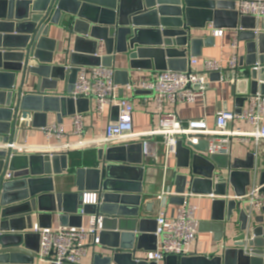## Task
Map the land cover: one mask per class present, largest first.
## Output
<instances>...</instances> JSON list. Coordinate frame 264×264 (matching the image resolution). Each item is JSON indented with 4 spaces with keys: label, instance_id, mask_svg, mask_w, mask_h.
<instances>
[{
    "label": "water",
    "instance_id": "obj_1",
    "mask_svg": "<svg viewBox=\"0 0 264 264\" xmlns=\"http://www.w3.org/2000/svg\"><path fill=\"white\" fill-rule=\"evenodd\" d=\"M0 10V264H35L39 247L30 248L28 239L31 235L39 239L40 235L25 230L33 227L34 216L41 221L39 227L50 228L51 223H42V219L53 214L59 215L61 226L77 227L81 226L84 215L102 216L100 242L92 245L91 264H158L140 255L156 249V219L140 217L139 213L142 183L139 182L135 191L138 195L127 194L124 179L115 171L131 167L121 163L118 157L109 156L112 149L101 148L99 158L103 164L92 169L69 168L68 153L21 154L3 145L12 144L9 142L17 137L20 124H26L33 116L56 112L57 122L62 123L65 115L81 111L78 110L81 102L94 100V97L77 100L70 97L81 66L115 67L118 57L126 55L130 66L127 75L131 69L138 68L190 72L191 58L198 55L193 46L203 42L193 36V30L204 28L207 23L220 27V17L224 14L231 18L229 28L238 24L249 28V32L241 33V36L247 34L248 43L245 61L240 58L238 68L252 69L247 78L251 80V93L258 91L259 81L260 91L264 93V31L258 34L253 31L256 18L240 15L236 0H0ZM248 19L251 26L245 27ZM53 26L63 30V42L67 44L68 56L63 65H54L53 56L42 57L47 44L58 42L48 37ZM210 40L206 38L204 43ZM99 49L105 54L99 55ZM258 61L261 68L255 70L252 66ZM139 62H144L143 66ZM31 79L35 89L25 91ZM65 80V91L58 93L59 82ZM36 126L44 127L46 122ZM187 144L189 148L179 142L176 155L190 166V172L175 175V182L187 184L192 193L217 194L220 187L227 191L230 185L236 187L238 177H242L235 194H246L253 179L252 153L247 156L252 163L240 160L232 163L224 154V158L228 157L226 163L218 165L219 155L210 158L201 155L208 149L206 139ZM135 146L141 151V144ZM58 161L60 168H56ZM229 167L228 177L220 173V168ZM240 167L249 171H240ZM67 169L77 177L84 173L93 178L77 192L56 193L53 176ZM7 172L12 173L11 179L5 178ZM258 183L264 192V172ZM85 193H95L96 204H83ZM47 199L52 204L44 208L42 203ZM241 203L245 204L237 200L213 202L225 207L227 221H231L235 211L239 212L241 232L232 238L231 247L210 257L197 253L168 256L165 263L264 264V219L257 214L249 217V207H242ZM129 206L135 208L131 213L127 211ZM75 217L80 221L70 222ZM148 240L153 241L152 245H145Z\"/></svg>",
    "mask_w": 264,
    "mask_h": 264
},
{
    "label": "crops",
    "instance_id": "obj_2",
    "mask_svg": "<svg viewBox=\"0 0 264 264\" xmlns=\"http://www.w3.org/2000/svg\"><path fill=\"white\" fill-rule=\"evenodd\" d=\"M238 7L236 0V9ZM0 13L2 11L0 10ZM219 22L220 27H215L213 23H207L204 28H199L193 30V36L196 38L203 39L202 43L193 46L194 51L198 54L193 56L191 59H197L198 63L193 65V67L199 71L204 70V61L205 60H219L224 64V70L221 76L218 73L210 74V87L206 91L205 95H201L196 98L193 103H182L176 107L172 105L171 110H175L178 116L186 121L192 118H204L208 125L214 126L216 120V113L222 108H227L229 110L240 111L242 108L247 106L245 97L248 93H251V80L250 78L247 81V78L250 77V70L252 69H239L234 72L227 68V63L231 57L236 54L238 59L246 58V46L248 40L245 39L246 35L241 33L249 32V28H241L238 24L236 28H229L228 21L231 18L227 14L220 17ZM257 20V19H256ZM251 20L244 22L245 27L251 26ZM215 30H223V35L220 37L213 36ZM256 34L259 31H264V23L260 20H257V26L253 30ZM63 30L58 27L53 26L52 31L48 35L50 39H55L58 42L53 45L47 44L48 47L43 48L44 52L42 54L43 59L53 58L54 65L66 63V58L68 56L67 44L63 42ZM237 38L238 47H233V41ZM206 38L211 40L208 43H204ZM100 54L104 55V51L99 49ZM38 62L33 61V64ZM153 64V61H151ZM256 63H259L256 62ZM141 66L144 62H139ZM260 64V63H259ZM254 66V65H253ZM252 66V67H253ZM83 67V66H81ZM111 67V66H110ZM113 67V66H112ZM129 59L126 55L119 56L116 62L115 67V81L119 86V94L123 97L129 98L134 105V128L136 131H146L154 127L158 123V113L156 108V103L152 95L149 93L137 90L136 92H128L124 89V85L127 83V80L130 79H147L153 69L138 68L131 69L129 74H126V70L129 68ZM239 67V61H238ZM237 72L238 80L231 82V79H234ZM33 80V81H32ZM246 80V81H245ZM240 81V82H239ZM34 79H31L30 84H28L24 90L25 91H34L33 83ZM261 81L258 82V91H260ZM67 85V80L60 81L58 84V93H63ZM77 107V106H76ZM77 109V108H76ZM96 103L95 101H83L78 105V110H81L78 113L84 114V124L85 129L81 137L74 136L71 134L72 130V115H65L63 117L62 123L57 121L56 112H48L47 115L42 116H33L30 118L26 124L22 122L20 124V130L13 140L9 143H19L27 145H41V146H53L59 143L55 138L48 139L43 131V127H38L41 123L46 122V126L52 124H62L66 132L63 142L67 141H77L79 139H90L96 135L103 133L106 126L111 120L116 119L117 110L115 108H105L102 115L95 112ZM44 126V127H46ZM231 127L241 128L244 130H252L253 126L247 124L243 121L232 122ZM135 143L133 142H124L120 144H115L109 146L107 149H112L113 151L109 154L111 157H118L121 159V163L129 165V169H120L116 170L115 174L122 177L125 181L126 189L128 190L129 195H138L135 191L138 189L139 182L142 183V193H141V203L139 206L140 217L146 219H156L158 211L160 209V204L154 200V196L159 192L162 181H163V171H162V153H159L160 162L155 163L152 159H145L142 155V152L139 148H134ZM101 147H89V148H75L71 150H66L60 147L46 149L42 148L40 151H37V154L42 155H53V154H64L68 153V167H83V168H92L97 169L102 166V161L99 158V150ZM142 150V148H141ZM21 154H31L34 153L32 150H22L18 151ZM252 153L254 156V167L250 169L251 175L253 177L252 184L247 188V191H250L253 187L259 185L260 175L264 172V142L260 144L257 148L254 139H251L249 142H243L238 138H233L229 151L225 154L228 155L229 159L231 158L232 163L234 160H240L241 163H252L248 160V154ZM227 157V158H228ZM227 158L219 155L217 157V164L224 165ZM252 161V159H251ZM245 167V166H244ZM240 167V171H249L248 168ZM56 168H60V163L56 164ZM168 176L166 180V185L168 190L177 191L180 193L179 196H172L164 201V210L168 217H171L177 213L178 208L181 205V199L184 197L181 196L183 193H190V187L187 184L180 182H175V175H184L190 172V166L187 167L184 159L182 157H177V155H171L168 163ZM220 173H223L228 177L231 172L229 168H220ZM176 173V174H175ZM93 178V175L85 176L82 173L79 177L72 171L67 169L62 174L53 176V182L55 186L56 193L61 192H77L80 187H84L86 182L90 181V178ZM174 181V182H173ZM216 183H219V179L215 180ZM242 183V177H238V181L235 183L238 188ZM235 186L230 185L229 190L225 187H220L218 193L214 194L216 199H221L225 201L234 200L233 197L235 194ZM182 188L184 190L181 192ZM214 191V185H213ZM213 193V192H212ZM203 195V196H200ZM209 194L203 193H193V196L190 198V202L198 206L197 217L199 220V231L197 234V239L186 247L185 256H190L191 254L198 255H207L208 257L213 255H220L225 248L232 246V238L239 235L240 224H239V212L235 211L231 217V221L225 219L226 209L221 207V205H214L213 202L215 199H212L208 196ZM229 196V198H228ZM131 197V196H129ZM240 202V201H237ZM50 200H45L42 203L44 208L51 206ZM246 204L241 203V206ZM129 210L128 213H131L135 210L133 206L127 207ZM258 216H261L264 219V211L257 212ZM91 215H84L81 219L83 226H87L89 223ZM224 217V219H223ZM80 220L72 218L70 222H79ZM41 221L37 216L33 217L31 229H26L25 232L32 233L35 225H38ZM42 223H51V228H58L61 226V221L58 214H53L50 218H43ZM17 227H21L20 224H16ZM35 233V232H34ZM40 238L38 239L35 236H30L28 239V246L30 248H40ZM153 241L148 240L145 242V245H152ZM39 244V245H38ZM96 251H99V247H95ZM94 247L91 245L88 248L87 254L82 258L80 264H91L93 257ZM148 251L141 252V257H145ZM35 264H52L48 259L41 258L40 256L35 259ZM158 264H166L165 260L160 261Z\"/></svg>",
    "mask_w": 264,
    "mask_h": 264
},
{
    "label": "built area",
    "instance_id": "obj_3",
    "mask_svg": "<svg viewBox=\"0 0 264 264\" xmlns=\"http://www.w3.org/2000/svg\"><path fill=\"white\" fill-rule=\"evenodd\" d=\"M237 11L240 15L255 17L264 23V0H237ZM223 30H215L213 36L220 37ZM237 38L233 47H238ZM238 55L234 54L227 63V68L236 71L238 68ZM197 59H191L190 72L173 71L170 69L152 71L147 79H130L124 89L128 92L142 90L153 96L158 123L149 130L136 131L134 128V105L129 98L119 94V86L115 81V69L110 66H83L77 73L76 80L70 97L77 100L79 97L89 99L94 97L95 112L102 115L105 108H117V117L111 120L103 133L90 139L63 142L66 132L62 124H52L42 128L48 139L55 138L59 141L53 146L27 145L25 143H12L3 146L12 149L32 150L34 153L42 148H75L106 147L124 142L141 144V152L145 159L160 162L159 153H162L163 181L154 200L160 204L156 217V249L148 251V261L159 263L168 256H181L186 252V247L197 239L199 220L197 217L198 206L190 202L193 193H183V202L177 213L168 217L164 210V201L172 196H179L178 191L167 189L168 163L171 155L177 154L179 142L188 147V142L198 143L206 139L209 143L206 153H199L205 158L213 155H224L229 151L233 138L243 142L254 139L257 148L264 142V93L256 91L248 93L245 97L247 106L240 111L222 108L216 113L215 125H208L204 118L182 120L177 112L170 107L182 103H193L196 98L205 95L210 87V74L224 70V64L219 60H205L204 70L199 71L193 67ZM260 70L261 65L256 63L253 67ZM238 80L237 72L231 82ZM190 85V86H189ZM71 134L81 137L84 133V114L76 112L71 116ZM243 121L253 126L252 130L231 127V123ZM6 179L12 178V173L7 172ZM263 186H255L243 196H235L234 200L244 201L249 207L248 216L264 211ZM203 196V195H200ZM216 199L214 193L208 195ZM229 198V196H228ZM83 204H96L95 193H85ZM83 211L81 210V213ZM102 230V216L91 215L87 226H60L58 228H42L35 225L33 231L40 235L39 256L48 259L52 264H80L87 254L88 248L100 242L99 232Z\"/></svg>",
    "mask_w": 264,
    "mask_h": 264
}]
</instances>
